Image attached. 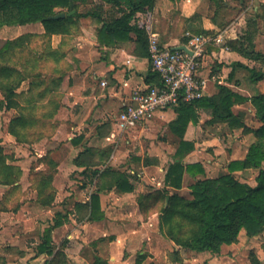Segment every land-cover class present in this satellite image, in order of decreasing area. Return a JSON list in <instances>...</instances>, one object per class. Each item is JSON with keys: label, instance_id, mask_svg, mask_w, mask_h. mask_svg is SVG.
I'll return each instance as SVG.
<instances>
[{"label": "crops", "instance_id": "0c3cea01", "mask_svg": "<svg viewBox=\"0 0 264 264\" xmlns=\"http://www.w3.org/2000/svg\"><path fill=\"white\" fill-rule=\"evenodd\" d=\"M256 1L223 0L226 9L217 11L213 0H156L153 11L136 15L137 22L146 32L148 50L141 47L135 33H130L127 40L99 35L103 25L101 21L111 18L114 12L112 4L105 0L76 3L80 13L94 16L81 18L68 34L51 36L49 46L60 51L62 56L59 60L45 61L42 72L47 75L55 68V88L46 99L35 102V105L37 110L44 107L55 112L57 132L55 139H52L55 150L59 149L61 143L68 150L67 155L58 156L55 187H58L56 181L59 177L76 173L85 186L91 185L93 189L85 197L70 198L68 209L56 212L68 214L69 217L63 226L53 231L54 254H38V246L42 243L40 238L36 244L35 261L46 257L42 264H94L99 256L111 264H239L231 253L235 255L238 249L246 253L248 248H257L250 245L254 240L260 239L264 244V231L248 238L243 230L239 240L244 234L247 242L225 245L220 254L178 246L160 231L161 210L169 206L170 199L165 197L158 200L166 193L192 199L190 187L197 180L216 179L227 174L229 164L244 160L250 146L256 141L253 131L262 123L250 99L264 94V78L253 81L251 70L264 73V51L257 44L258 35H264V0ZM228 10L244 16L223 30L228 23L224 24L220 17ZM55 11L57 14L66 13L67 9L56 8ZM236 25L241 26L240 35L235 31ZM220 30L224 31L220 34L228 36L226 44L229 48L223 50L212 45L208 49L206 66L201 70V76L209 79L206 97L217 95L218 87L223 85L248 98V101L232 108L244 126L233 128L226 122H212L207 111L198 109L200 121L196 125H189L184 138L195 144L194 151L185 158V162L200 163L205 173L196 177L185 173L183 187L175 189L165 183L166 173L175 161L174 155L181 140L170 129V123L177 118L174 108L158 111L144 125L127 131L120 129L115 118L136 91L159 85L149 58L152 36L157 37L163 46L175 49L186 47L191 38L201 31L215 36L211 33ZM27 34L42 36L45 28L42 23L0 27V40L3 41H14ZM230 41L238 46L235 49L230 47ZM43 44L39 37L32 47L41 51ZM31 82V79L25 80L16 92L27 95ZM0 102H4L2 93ZM23 103L20 102L21 106H25ZM17 116L19 110L16 108L7 109L5 104L0 108V125L1 119H4V132H0V139L4 140L0 144L13 145L17 154L29 144L42 148L34 142L20 143L9 133L10 122ZM161 128H164L169 139L167 153L162 152L155 141H152L151 150H138L136 145L143 137L152 138ZM37 155L39 159L44 157L43 153ZM18 157L22 156L18 154ZM254 172L257 173L254 175ZM119 174L127 176L134 186L133 191L121 192L110 185L113 182L111 177ZM102 175L109 176L110 183L97 192ZM234 175L240 182L251 186L257 184V169L237 171ZM17 185L25 188L32 186V183L21 178ZM94 193L100 196L105 218L91 222L89 205ZM19 212L12 213L11 218L17 222L26 221L23 212ZM263 256L264 251L261 250V264H264ZM5 264L11 262L6 259Z\"/></svg>", "mask_w": 264, "mask_h": 264}, {"label": "trees", "instance_id": "16d2710c", "mask_svg": "<svg viewBox=\"0 0 264 264\" xmlns=\"http://www.w3.org/2000/svg\"><path fill=\"white\" fill-rule=\"evenodd\" d=\"M105 1L113 5L114 12L111 18L101 21L103 25L99 35H111L115 40H127L130 33H135L141 47L148 50L146 32L137 22L136 15L153 11L156 0ZM213 1L217 11L226 9L223 0ZM77 2H86V0H0V27L42 23L45 28V34L42 36L27 34L14 41L0 40V93L4 96L0 108L5 104L7 109L19 110V116L10 122L9 133L20 143H32L34 140L32 137L40 134L39 129L47 127L54 120V111L45 110L44 107L37 110L35 102L46 99L55 88V68L47 75L42 72L46 65L45 61L59 60L62 56L60 51L49 46L51 36L68 34L78 25L81 18L94 16V14L80 13ZM56 8L67 9V16L51 19L50 17L57 15ZM72 10H75V13L68 15ZM202 34L209 35L210 32L201 31L197 35ZM39 37L44 42L41 51L32 47L34 40ZM229 46L235 49L238 45L230 41ZM251 77L253 81H257L264 78V73L251 70ZM27 79L32 81L29 93L27 95L17 93L16 90ZM248 100L228 87L220 85L217 95L204 97L194 103H181L174 108L177 118L170 123V129L181 140L174 155L175 161L169 166L165 176V183L168 186L181 189L185 173L194 177L205 173L200 163L185 162V158L194 151L195 144L184 138L189 125H196L200 121L198 109L207 111L212 122H226L233 128L243 127V121L234 115L232 108ZM250 101L262 125L253 131L256 141L250 146L246 158L231 162L228 173L216 179L197 180L190 187L192 199L180 195L169 196L168 193L158 198V200H164L165 197L170 199L169 206H164L161 210V234L178 246L197 252L220 254L223 246L238 242L243 230L248 238L256 237L264 231V94L254 96ZM20 102H24L25 106H21ZM8 159L9 157L0 147V186L16 188L19 187L17 184L23 172L21 168L7 163ZM40 162H50L55 168L57 167V163L48 156L43 157ZM249 168L258 170L256 186L240 182L234 175L237 171ZM46 175L50 178L47 179ZM37 176L41 177L36 188L40 195L48 187L54 192L51 182L55 176V169L52 172H40ZM107 177L109 176H101L102 183L97 192L109 185ZM111 178H113L110 184L112 187L121 192L133 191L134 186L127 176L119 174ZM39 204L43 207L53 205L50 202L45 203L44 200ZM89 207V221L96 222L105 218L98 193L92 194ZM68 217V214L56 213L54 223L43 231L38 254L48 256L54 254L53 231L63 226ZM254 262L257 264L256 258ZM94 264L111 263L97 256Z\"/></svg>", "mask_w": 264, "mask_h": 264}, {"label": "rangeland", "instance_id": "374dc122", "mask_svg": "<svg viewBox=\"0 0 264 264\" xmlns=\"http://www.w3.org/2000/svg\"><path fill=\"white\" fill-rule=\"evenodd\" d=\"M258 0L256 1V3ZM227 13V14H226ZM220 18L223 19V23H228L223 30L227 29L231 26L232 23L239 22L240 18L243 16L240 13H233L232 11H224ZM249 18L248 16H246ZM223 23H221L223 25ZM235 31L238 35L241 33V26L236 25ZM223 30L217 31L213 35L220 34L224 32ZM183 36V34H182ZM257 44L261 50L264 51V35H258ZM213 65H210V67ZM214 68H212L213 70ZM204 70V68L202 69ZM2 123L4 119H1ZM0 125V132H4L3 125ZM4 124V123H3ZM40 127V126H39ZM40 134L32 137L34 140V144H40L43 146L42 148H35L32 144L28 146H24L18 154L22 157L17 158V153L13 148V145L6 143L5 146L0 144V147L3 148L4 153L9 157L7 163L15 165L22 169L25 175L22 174V180L25 182L32 183V186H19L16 188L8 187V186H0V264H5L6 259H8L11 264H42L43 260L46 257H40V260L35 261L36 259V244L40 241V238L43 234V231L51 226L55 221V213L61 209H68L70 198H81L85 197L89 194V192L93 189V186H85V182L76 176V173H71L66 177H59L57 182V186L55 187V179L53 176L51 184V190L49 187L45 188L44 191L39 194L36 189L39 182L41 181V177H38L37 174L40 172H52L55 169V165H52L50 162L41 163L38 158V153H43L44 157L48 156L49 159H52L53 162L58 163V156L60 154L67 155V147L59 145V149L55 150V142H53V138L57 132V127L55 128V120H52V123L47 125V127H41L39 129ZM37 139V140H36ZM55 139V138H54ZM4 140L3 138L0 139ZM164 140V141H163ZM167 140L164 128H161L155 132V135L150 138L143 137L139 143H137L136 147L138 150L148 151L152 149V141H155L156 146H159L162 152L167 153ZM166 142V143H165ZM164 147V150H163ZM28 150V151H27ZM135 152H138L135 150ZM257 172H254V175ZM49 175H46L47 179ZM251 178V177H250ZM253 178V177H252ZM21 181V180H20ZM91 183L93 184V179L91 177ZM56 188V192H55ZM56 197V199H55ZM45 203H53L51 207H44L39 204L41 201ZM56 203V204H55ZM164 203V201L162 202ZM23 212V219L26 221H18L11 218L12 213L19 211ZM19 212V213H20ZM5 215H2L4 214ZM2 215V216H1ZM54 241H55V234ZM60 239V238H58ZM247 237L242 234V238L238 239V244L246 243ZM239 245V246H240ZM251 246H255L248 248L246 253L242 249H238L235 252V255L231 253L232 258L235 259L239 264H256L254 259L258 261L257 264H261L260 252L264 251L263 242L258 239L254 240ZM264 258V256H263ZM205 264V263H204Z\"/></svg>", "mask_w": 264, "mask_h": 264}, {"label": "built area", "instance_id": "2783aa9c", "mask_svg": "<svg viewBox=\"0 0 264 264\" xmlns=\"http://www.w3.org/2000/svg\"><path fill=\"white\" fill-rule=\"evenodd\" d=\"M225 34L195 35L188 50L163 46L157 37L149 41L151 69L160 80L157 86L138 90L115 118L122 131L138 128L151 120L158 111L176 108L181 103H194L206 97L209 79L201 76L207 52L212 45L228 50ZM106 85L105 82L102 83Z\"/></svg>", "mask_w": 264, "mask_h": 264}, {"label": "water", "instance_id": "95a60500", "mask_svg": "<svg viewBox=\"0 0 264 264\" xmlns=\"http://www.w3.org/2000/svg\"><path fill=\"white\" fill-rule=\"evenodd\" d=\"M75 13V10H72L68 15H73ZM67 16V14L66 13H59V14H57V15H54V16H52V17H50L51 19H61V18H65ZM176 50H188L187 49V47H185V46H181V47H176L175 48Z\"/></svg>", "mask_w": 264, "mask_h": 264}]
</instances>
